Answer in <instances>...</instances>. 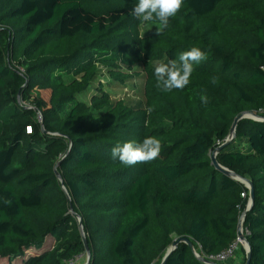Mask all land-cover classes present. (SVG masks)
Masks as SVG:
<instances>
[{"label":"trees","instance_id":"16d2710c","mask_svg":"<svg viewBox=\"0 0 264 264\" xmlns=\"http://www.w3.org/2000/svg\"><path fill=\"white\" fill-rule=\"evenodd\" d=\"M137 2L0 0V264H65L87 247V264H162L184 237L194 248L179 242L165 264H205L196 253L227 249L244 212L249 264H264V0H185L159 34ZM193 46L207 59L190 83L158 89L157 63ZM246 112L258 119L229 140ZM146 136L162 142L156 160L112 158ZM214 154L253 182L248 211L250 189Z\"/></svg>","mask_w":264,"mask_h":264},{"label":"clouds","instance_id":"9594fccd","mask_svg":"<svg viewBox=\"0 0 264 264\" xmlns=\"http://www.w3.org/2000/svg\"><path fill=\"white\" fill-rule=\"evenodd\" d=\"M185 0H138L132 9V15L139 21L143 29L149 22L157 25V33H161L169 27L170 18L180 13ZM144 33L141 32V38ZM207 59V55L199 47H191L183 51L177 60H169L167 63L158 62L154 69L155 86L163 92H171L174 89H184L189 83L194 71V65H198ZM211 83L218 84L219 77L212 76ZM203 105L209 103L205 94L200 95ZM152 111L151 108L148 109ZM162 142L155 136H146L141 142L129 140L117 143L111 148L112 158L118 159L125 166L131 167L138 163H150L156 160L161 152Z\"/></svg>","mask_w":264,"mask_h":264},{"label":"water","instance_id":"95a60500","mask_svg":"<svg viewBox=\"0 0 264 264\" xmlns=\"http://www.w3.org/2000/svg\"><path fill=\"white\" fill-rule=\"evenodd\" d=\"M242 118H253V119H258V116L254 113V112H246L244 114L239 115L236 119L235 122L233 124L232 130H231V136L229 138V140H231L232 138H234L236 136V127L238 125V122L242 119ZM220 149V147L218 148V150ZM213 162L214 164L220 168L223 172H225L226 174L242 181L243 183L246 184L247 187H249L250 189V199H249V203L248 206L246 208V211H248L254 203V186H253V182L247 178H241L240 176H238L235 172L229 170L228 168H225L223 166H221L218 161L216 160V154L213 155ZM56 173L58 174L59 178L60 174L58 173V171H56ZM244 222H245V212L243 213V215L240 218V222L238 225V235L240 237V239L242 241H244L245 243V247H246V253H247V260H246V264L250 263V259H251V247L250 244L248 242V239L246 238V236L244 235ZM79 226L81 229L82 234L84 235V227H83V222L81 219H79ZM186 242L189 246L193 247V244L191 242V240L187 237L181 238L178 241L174 242V244H172V246L168 249L167 253L165 254V257L162 261V264H165L167 258L171 255V253L176 249L177 245L179 242ZM86 245H87V241H85ZM89 255H91L90 249L87 247V251ZM196 256L203 262V263H208L209 261L207 260V258H205L204 256L199 255L198 253H196Z\"/></svg>","mask_w":264,"mask_h":264},{"label":"rangeland","instance_id":"374dc122","mask_svg":"<svg viewBox=\"0 0 264 264\" xmlns=\"http://www.w3.org/2000/svg\"><path fill=\"white\" fill-rule=\"evenodd\" d=\"M149 29H151V28H149ZM139 84H140V85H139V90H141V88H142L141 85L143 84V81H140ZM135 85H136V84H135ZM137 87H138V84H137ZM129 92H130L129 89H123V90H119V89H117V90H116V94H118V96H120V97H123V95H124L125 93L131 94V92H130V93H129ZM140 92H141V91H140ZM41 95H42V97H43L45 100H48V99H49V93H47V92H45V91H42V92H41ZM80 97L83 98L84 95L81 94ZM130 97H131V96H130ZM134 97H135V95H134ZM136 97H138V96H136ZM51 241H52V239L49 240V244L51 243ZM242 248L246 249V247L243 246V245H242V246H239V247L236 249L234 256H232L231 258H229L226 262H224V264H227L231 259H232V260H235V259H236V256L238 255L239 252H241ZM32 252H35V251H32ZM75 259H76V260H75L73 263H71V261H68V262H66L65 264H87L88 261H89V259H90V255L88 254V252H86V253H84V254H82V255H79V256L76 257ZM17 262L19 263V260H16V261H15V263H17Z\"/></svg>","mask_w":264,"mask_h":264},{"label":"built area","instance_id":"2783aa9c","mask_svg":"<svg viewBox=\"0 0 264 264\" xmlns=\"http://www.w3.org/2000/svg\"><path fill=\"white\" fill-rule=\"evenodd\" d=\"M243 196H245V194H243ZM247 233H248V230L244 228V235L247 234ZM240 245L245 246V243H244V241H242L240 239V237H238V239L235 242H233L227 249H225L221 253L213 254V255H203L209 261L208 263H205V264H224V262H226L229 258L234 256L236 249ZM75 258L70 260L71 263H73L76 260Z\"/></svg>","mask_w":264,"mask_h":264},{"label":"crops","instance_id":"0c3cea01","mask_svg":"<svg viewBox=\"0 0 264 264\" xmlns=\"http://www.w3.org/2000/svg\"><path fill=\"white\" fill-rule=\"evenodd\" d=\"M246 252V249H245ZM243 261V253L239 252L235 260H230L227 264H241Z\"/></svg>","mask_w":264,"mask_h":264}]
</instances>
